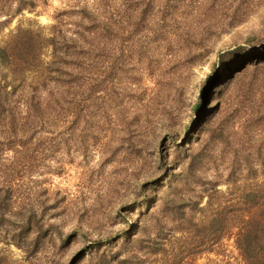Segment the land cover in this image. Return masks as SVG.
Masks as SVG:
<instances>
[{
    "label": "rangeland",
    "instance_id": "1",
    "mask_svg": "<svg viewBox=\"0 0 264 264\" xmlns=\"http://www.w3.org/2000/svg\"><path fill=\"white\" fill-rule=\"evenodd\" d=\"M21 31L0 264L264 260V0H0Z\"/></svg>",
    "mask_w": 264,
    "mask_h": 264
},
{
    "label": "trees",
    "instance_id": "2",
    "mask_svg": "<svg viewBox=\"0 0 264 264\" xmlns=\"http://www.w3.org/2000/svg\"><path fill=\"white\" fill-rule=\"evenodd\" d=\"M28 34H30L29 31H21L20 33L14 36L12 42L9 45H7V47H0V63L1 64L7 65V66L11 64L13 58L18 54L17 53L18 50L16 51L13 50L14 49L13 45L17 46V43H19V41H21L24 38V36H27ZM18 47H21V45H19ZM1 97L2 96L0 95V104L3 102ZM254 209H255L254 211H261L260 208H254ZM250 223L251 222L249 221L248 224ZM260 245L261 243H259L256 236L252 234L247 235L246 243L244 242L242 244L241 251L243 252L245 257L246 256L249 257L248 262H250V264H264V260L260 258H253V256H255L254 254L257 252L256 248L259 247Z\"/></svg>",
    "mask_w": 264,
    "mask_h": 264
}]
</instances>
